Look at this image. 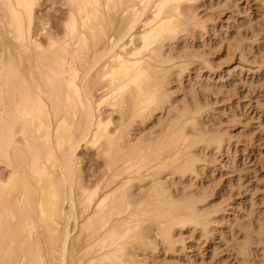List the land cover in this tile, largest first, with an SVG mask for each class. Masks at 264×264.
Returning a JSON list of instances; mask_svg holds the SVG:
<instances>
[{"label":"bare ground","instance_id":"6f19581e","mask_svg":"<svg viewBox=\"0 0 264 264\" xmlns=\"http://www.w3.org/2000/svg\"><path fill=\"white\" fill-rule=\"evenodd\" d=\"M197 1L58 0L63 33L42 43L38 0H0V264H149L148 254L174 253L183 230L224 219L202 186L187 189L227 138L206 130L201 97L179 102L170 90L203 59L176 42L208 32ZM245 44L233 46L241 57ZM138 122L149 134H135ZM82 146L104 164L92 185ZM263 219L244 224L241 258L253 235L264 252Z\"/></svg>","mask_w":264,"mask_h":264},{"label":"rangeland","instance_id":"374dc122","mask_svg":"<svg viewBox=\"0 0 264 264\" xmlns=\"http://www.w3.org/2000/svg\"><path fill=\"white\" fill-rule=\"evenodd\" d=\"M195 5L200 7L196 11L199 17L210 24L208 32L193 37L188 30L179 35L176 42L184 37L185 43L194 47L188 50L193 49L206 61L202 59L199 65L195 61L188 63L189 70L179 86H174L173 82L170 90L173 89V96L178 101L181 98L187 100L191 93L201 97L199 99L209 112L204 119L206 130L214 128L227 138L221 152L206 157L201 163L203 174L193 178V185L187 189L190 193L195 192V187L202 186L204 195H208L207 201L220 205L218 207L225 210V217L219 224H211L205 232L183 230V235L176 236L182 245L178 244L174 253L166 249L158 254L159 260L155 254H148V261L149 264H259L260 256L264 254L260 253V238L253 235L254 242L246 258L236 252L235 242L249 220L254 224L261 216L264 218V0H199ZM35 13L48 28V31L47 28L40 30V22L35 20L34 35L36 32L42 43L46 40V32L61 36L66 13L58 0H38ZM238 42L246 43L248 52L244 57L233 49ZM167 46L166 52L174 53L171 54L174 58V44L169 45L172 48ZM177 61L170 70L171 77L179 76ZM112 117L115 120L117 115ZM162 124H167L166 118ZM136 125V135L149 134L144 130L147 124L138 122ZM158 128L160 126L154 133L159 131ZM199 148L194 150L196 154H199ZM77 155L84 182L90 181V184L93 181L92 185L94 180L99 181L105 169L94 149L82 146ZM166 177L164 181H167ZM144 182L149 185L148 180ZM140 255L143 253L139 252Z\"/></svg>","mask_w":264,"mask_h":264}]
</instances>
